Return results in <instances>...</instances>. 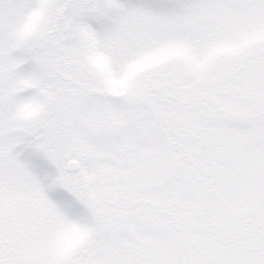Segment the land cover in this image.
<instances>
[{
	"label": "snow or ice",
	"instance_id": "snow-or-ice-1",
	"mask_svg": "<svg viewBox=\"0 0 264 264\" xmlns=\"http://www.w3.org/2000/svg\"><path fill=\"white\" fill-rule=\"evenodd\" d=\"M0 264H264V0H0Z\"/></svg>",
	"mask_w": 264,
	"mask_h": 264
}]
</instances>
